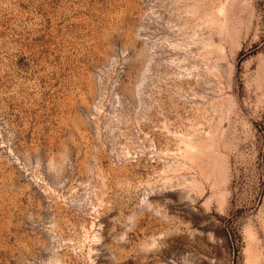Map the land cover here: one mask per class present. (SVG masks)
<instances>
[{
    "label": "rangeland",
    "instance_id": "374dc122",
    "mask_svg": "<svg viewBox=\"0 0 264 264\" xmlns=\"http://www.w3.org/2000/svg\"><path fill=\"white\" fill-rule=\"evenodd\" d=\"M0 264H264V0H0Z\"/></svg>",
    "mask_w": 264,
    "mask_h": 264
}]
</instances>
